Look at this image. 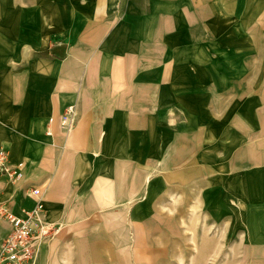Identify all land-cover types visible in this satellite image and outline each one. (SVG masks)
Listing matches in <instances>:
<instances>
[{"label":"crops","instance_id":"0c3cea01","mask_svg":"<svg viewBox=\"0 0 264 264\" xmlns=\"http://www.w3.org/2000/svg\"><path fill=\"white\" fill-rule=\"evenodd\" d=\"M1 149L0 202L58 232L126 237L183 196L237 237L264 211V0H0Z\"/></svg>","mask_w":264,"mask_h":264},{"label":"rangeland","instance_id":"374dc122","mask_svg":"<svg viewBox=\"0 0 264 264\" xmlns=\"http://www.w3.org/2000/svg\"><path fill=\"white\" fill-rule=\"evenodd\" d=\"M14 185L23 187L21 181ZM182 197L177 204L154 199L163 219L128 220L126 237L83 236L87 221L75 222V227L63 222L59 232L51 224L49 238L37 248L31 264H264V211L256 207L255 216L261 219L235 222L239 234L230 237L224 234L232 222L205 221L194 207L187 209ZM179 208L182 220L172 219L170 210Z\"/></svg>","mask_w":264,"mask_h":264},{"label":"built area","instance_id":"2783aa9c","mask_svg":"<svg viewBox=\"0 0 264 264\" xmlns=\"http://www.w3.org/2000/svg\"><path fill=\"white\" fill-rule=\"evenodd\" d=\"M78 118L76 105H69L61 117V126L66 134L70 133ZM50 133V132H49ZM24 163L12 164L6 150H0V173L11 180L24 178ZM32 195L40 196L41 190L36 188ZM44 202L39 199L31 210L24 215L16 214L4 202H0V226L8 224V228L0 231V264H31L37 248L49 238L52 225L44 218Z\"/></svg>","mask_w":264,"mask_h":264}]
</instances>
